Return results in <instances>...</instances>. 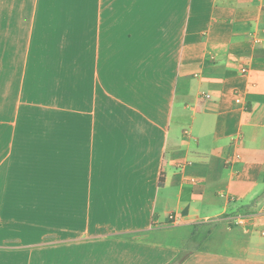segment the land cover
I'll return each instance as SVG.
<instances>
[{
    "label": "crops",
    "instance_id": "obj_1",
    "mask_svg": "<svg viewBox=\"0 0 264 264\" xmlns=\"http://www.w3.org/2000/svg\"><path fill=\"white\" fill-rule=\"evenodd\" d=\"M263 52L264 0H0V264H264Z\"/></svg>",
    "mask_w": 264,
    "mask_h": 264
},
{
    "label": "trees",
    "instance_id": "obj_2",
    "mask_svg": "<svg viewBox=\"0 0 264 264\" xmlns=\"http://www.w3.org/2000/svg\"><path fill=\"white\" fill-rule=\"evenodd\" d=\"M215 227L216 223L214 222H203L195 226L194 233L190 239V243L194 245L195 250L199 249V247L206 241ZM188 256L189 253L180 255L179 262H183L188 258Z\"/></svg>",
    "mask_w": 264,
    "mask_h": 264
},
{
    "label": "built area",
    "instance_id": "obj_3",
    "mask_svg": "<svg viewBox=\"0 0 264 264\" xmlns=\"http://www.w3.org/2000/svg\"><path fill=\"white\" fill-rule=\"evenodd\" d=\"M208 98H210V96H207ZM239 156H236V160H239ZM252 219V217L251 216H249V215H247V214H245V215H240V216H238L236 219H235V223H236V225H244L248 220H251ZM262 235H264V231L262 232Z\"/></svg>",
    "mask_w": 264,
    "mask_h": 264
}]
</instances>
